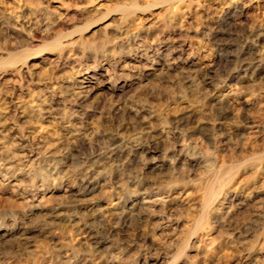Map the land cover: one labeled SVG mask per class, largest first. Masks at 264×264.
<instances>
[{
	"label": "rangeland",
	"instance_id": "obj_1",
	"mask_svg": "<svg viewBox=\"0 0 264 264\" xmlns=\"http://www.w3.org/2000/svg\"><path fill=\"white\" fill-rule=\"evenodd\" d=\"M0 264H264V0H0Z\"/></svg>",
	"mask_w": 264,
	"mask_h": 264
},
{
	"label": "bare ground",
	"instance_id": "obj_2",
	"mask_svg": "<svg viewBox=\"0 0 264 264\" xmlns=\"http://www.w3.org/2000/svg\"><path fill=\"white\" fill-rule=\"evenodd\" d=\"M110 151V150H109Z\"/></svg>",
	"mask_w": 264,
	"mask_h": 264
}]
</instances>
